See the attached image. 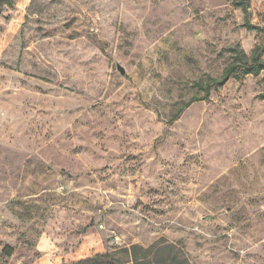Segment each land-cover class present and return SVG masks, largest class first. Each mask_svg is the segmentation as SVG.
Segmentation results:
<instances>
[{
	"label": "rangeland",
	"instance_id": "1",
	"mask_svg": "<svg viewBox=\"0 0 264 264\" xmlns=\"http://www.w3.org/2000/svg\"><path fill=\"white\" fill-rule=\"evenodd\" d=\"M250 10L264 27V0ZM243 22L232 0L5 4L0 264H124L162 241L191 264H264V72L170 122L232 47L264 44Z\"/></svg>",
	"mask_w": 264,
	"mask_h": 264
},
{
	"label": "trees",
	"instance_id": "2",
	"mask_svg": "<svg viewBox=\"0 0 264 264\" xmlns=\"http://www.w3.org/2000/svg\"><path fill=\"white\" fill-rule=\"evenodd\" d=\"M10 0H0V14L5 4H9ZM236 7H240L244 13L243 26L248 30L262 31L263 26L252 22V12L250 10V0H232ZM235 52V58L238 62L229 64L218 78H211L205 83L199 82L200 87L204 90L202 96H193L188 102L180 107L170 122L175 121L184 109L191 103L209 98L212 85L218 89L225 85L227 80L236 75L238 70H241L243 75L252 74L255 76L264 72V44H257L251 55H248L242 48L232 47ZM260 98L264 100V92L260 93ZM129 253L130 259L124 264H152L155 261L158 264H191L186 257L183 249L176 247L168 242H158L146 248L138 244H132L126 250ZM72 264H117L115 253L96 254L91 257L80 259Z\"/></svg>",
	"mask_w": 264,
	"mask_h": 264
},
{
	"label": "water",
	"instance_id": "3",
	"mask_svg": "<svg viewBox=\"0 0 264 264\" xmlns=\"http://www.w3.org/2000/svg\"><path fill=\"white\" fill-rule=\"evenodd\" d=\"M120 71H121L122 74H125L126 70L123 67H120Z\"/></svg>",
	"mask_w": 264,
	"mask_h": 264
}]
</instances>
